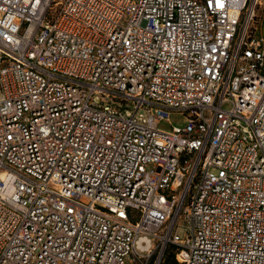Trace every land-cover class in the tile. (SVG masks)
<instances>
[{
  "label": "built area",
  "instance_id": "built-area-1",
  "mask_svg": "<svg viewBox=\"0 0 264 264\" xmlns=\"http://www.w3.org/2000/svg\"><path fill=\"white\" fill-rule=\"evenodd\" d=\"M263 19L0 0V264H264Z\"/></svg>",
  "mask_w": 264,
  "mask_h": 264
},
{
  "label": "rangeland",
  "instance_id": "rangeland-1",
  "mask_svg": "<svg viewBox=\"0 0 264 264\" xmlns=\"http://www.w3.org/2000/svg\"><path fill=\"white\" fill-rule=\"evenodd\" d=\"M170 124L174 126H180L183 125L184 122V117L178 113H172L170 115ZM170 124L165 121H160L159 122V127L163 129H169ZM185 227L180 225L177 228V233L182 236L184 233ZM162 264H175V258H174V248L172 246H168L167 249L165 250L164 257Z\"/></svg>",
  "mask_w": 264,
  "mask_h": 264
},
{
  "label": "crops",
  "instance_id": "crops-1",
  "mask_svg": "<svg viewBox=\"0 0 264 264\" xmlns=\"http://www.w3.org/2000/svg\"><path fill=\"white\" fill-rule=\"evenodd\" d=\"M261 32H262V34L264 36V19H263L262 26H261Z\"/></svg>",
  "mask_w": 264,
  "mask_h": 264
}]
</instances>
